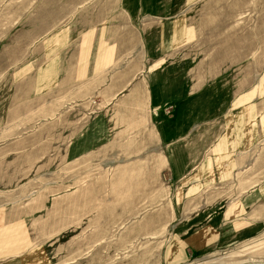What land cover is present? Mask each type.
<instances>
[{
	"label": "rangeland",
	"instance_id": "obj_1",
	"mask_svg": "<svg viewBox=\"0 0 264 264\" xmlns=\"http://www.w3.org/2000/svg\"><path fill=\"white\" fill-rule=\"evenodd\" d=\"M85 1L96 0H0V220L20 216L0 232L11 251L0 264H264L255 224L180 256L186 214L224 211L243 179L264 204V0L192 3V43L156 71L165 93L38 90L54 30ZM233 100L235 139L222 146Z\"/></svg>",
	"mask_w": 264,
	"mask_h": 264
},
{
	"label": "crops",
	"instance_id": "obj_2",
	"mask_svg": "<svg viewBox=\"0 0 264 264\" xmlns=\"http://www.w3.org/2000/svg\"><path fill=\"white\" fill-rule=\"evenodd\" d=\"M196 2L197 0H96L93 6H89L85 1L65 19V26L61 24L62 19H58L61 25L50 38L52 43L49 50L45 51V65L42 64L35 73L37 89L46 84L53 91L62 90L67 96L70 93V96L76 98H89L96 94L110 100L127 89H131L130 94L165 93L166 91H160L161 87L155 80L156 71L172 51H184L192 43L191 36L194 34L191 35L193 27L189 22L188 10L192 11V3ZM162 71L165 72L164 68ZM161 76L168 77L166 74H159L158 78ZM230 94H233V90ZM21 99L23 98L19 100ZM232 99L235 100L234 96ZM234 100L230 105L227 103L224 113L227 117L234 110ZM230 117L231 124L227 126L229 131L219 142L222 146L229 142L228 137L235 139L233 134L237 126L234 123L237 122H234L236 119L233 115L229 114ZM8 120L7 124L17 121L20 125L21 122L19 117L14 116ZM248 123V118L242 119L238 126L247 129ZM188 133L176 138L187 140L190 136ZM241 133L246 136L248 130L245 134L243 131ZM163 136L167 134L164 133ZM173 138L168 137L165 144H172L176 138L169 139ZM241 141L244 142L243 139ZM189 145L186 142L184 148ZM232 152L231 148L225 154L229 155L228 158L236 157V153L230 155ZM193 158L192 152H188L186 167L180 175V181L184 180V184L188 181L186 175L191 172ZM233 190L224 211L204 216V220L199 215L194 217L186 214L185 229L190 233L181 244V257H187L191 252L198 254L223 240L232 239L235 232L244 235L251 224L264 225V204L252 200L250 184L243 179ZM262 196L264 198V194ZM15 215L14 218H20ZM10 217V214H4L1 218L0 232L10 233L12 227L6 225L16 220H11ZM23 225L20 223L18 230ZM0 238L3 239L4 236ZM9 246V241H0V256L11 254Z\"/></svg>",
	"mask_w": 264,
	"mask_h": 264
}]
</instances>
